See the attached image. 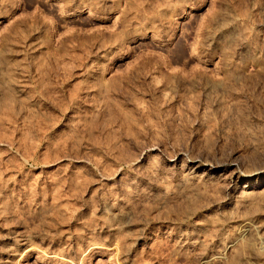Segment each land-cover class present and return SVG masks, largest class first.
<instances>
[{
	"label": "rangeland",
	"instance_id": "rangeland-1",
	"mask_svg": "<svg viewBox=\"0 0 264 264\" xmlns=\"http://www.w3.org/2000/svg\"><path fill=\"white\" fill-rule=\"evenodd\" d=\"M236 216L264 234V0H0V264H264Z\"/></svg>",
	"mask_w": 264,
	"mask_h": 264
},
{
	"label": "bare ground",
	"instance_id": "bare-ground-1",
	"mask_svg": "<svg viewBox=\"0 0 264 264\" xmlns=\"http://www.w3.org/2000/svg\"><path fill=\"white\" fill-rule=\"evenodd\" d=\"M217 167H220V166H217ZM217 167L212 168V169H208L209 170L208 175L210 176V175L214 174V170ZM258 183H260V182L258 181ZM258 183H257V181H255V184L246 185L245 188L251 189L254 186L258 185ZM240 217H242V218H240ZM240 217H237V219L232 218V219H235L234 222L236 223V226L233 229V231L229 237V240H228L229 247H231V248L236 247V243H238V241L240 239L242 240V238H244V239L248 238L249 245H250V243H252L253 245L254 244L261 245V246L264 245V234L263 235L259 234V230L261 229V226L256 225V223H257V222L255 223L256 220L254 221L253 218H248V216H244V217L240 216ZM258 224H259V221H258ZM263 229H264V227H263ZM261 231H262V229H261ZM241 240L239 242H241Z\"/></svg>",
	"mask_w": 264,
	"mask_h": 264
}]
</instances>
